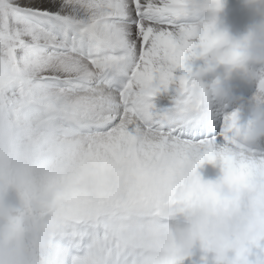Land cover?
Wrapping results in <instances>:
<instances>
[{
	"label": "clouds",
	"instance_id": "obj_1",
	"mask_svg": "<svg viewBox=\"0 0 264 264\" xmlns=\"http://www.w3.org/2000/svg\"><path fill=\"white\" fill-rule=\"evenodd\" d=\"M243 3L252 15L233 36L222 17L226 0H195L191 13L203 16L194 25L198 43L191 56L203 59V67L176 85L166 110L136 106L134 141L158 143L159 127L190 130L206 117L209 101L229 98L233 74L256 80L247 122L238 121L242 98L231 97L238 105L234 119L211 151L188 159L164 148L130 184L107 182L86 193L82 206L94 209L101 200L141 264H182L194 256L200 264H264V152L254 147L264 140V0ZM176 6L191 7L193 0H176ZM205 164L216 169L214 178L198 171ZM0 176L18 188L28 180L10 154L0 159ZM58 216H35L22 202L0 204V264H58Z\"/></svg>",
	"mask_w": 264,
	"mask_h": 264
},
{
	"label": "snow or ice",
	"instance_id": "obj_2",
	"mask_svg": "<svg viewBox=\"0 0 264 264\" xmlns=\"http://www.w3.org/2000/svg\"><path fill=\"white\" fill-rule=\"evenodd\" d=\"M193 6L176 0H0V116L46 137L118 145L135 135L136 106L185 85L197 46ZM176 90V87H175ZM234 113L225 117L226 124ZM175 129L162 147L195 159L215 138Z\"/></svg>",
	"mask_w": 264,
	"mask_h": 264
},
{
	"label": "rangeland",
	"instance_id": "obj_3",
	"mask_svg": "<svg viewBox=\"0 0 264 264\" xmlns=\"http://www.w3.org/2000/svg\"><path fill=\"white\" fill-rule=\"evenodd\" d=\"M199 15L201 18L203 13ZM251 15L249 7L230 15L226 10L222 13L233 36L243 31ZM187 16L192 17L193 13ZM192 22L190 24L194 25ZM187 65H203V59L189 57ZM252 69L259 70L258 66ZM157 106L155 99V110ZM68 138L63 135L48 138L43 132L30 130L15 113L0 116V159L10 154L23 165L28 175L22 188L0 176V204L22 202L26 211L40 217H51L59 212L56 238L61 249L57 251L58 264L69 248L80 243L83 244V255L75 256L68 264H122L130 259V252H133L129 237L105 214L101 200L95 201L94 209L85 208L82 204L88 199L86 193L94 187L107 182L130 184L137 179L141 174L131 166L138 160L133 156L130 159V153L120 151L117 145L91 144L86 138L85 144L78 146L80 142ZM83 146L85 149L81 150ZM163 149L162 146L156 148L159 152ZM156 156L151 155L153 159ZM88 259L92 260L91 263ZM182 264H200V261Z\"/></svg>",
	"mask_w": 264,
	"mask_h": 264
},
{
	"label": "bare ground",
	"instance_id": "obj_4",
	"mask_svg": "<svg viewBox=\"0 0 264 264\" xmlns=\"http://www.w3.org/2000/svg\"><path fill=\"white\" fill-rule=\"evenodd\" d=\"M240 4H243V0H228L226 1V4H225V7H229V8H234ZM186 18H183V21H185ZM196 43H198V40L197 41H194ZM189 57H192L191 55ZM190 62V61H188ZM186 66V65H185ZM171 85H169L168 87V90L167 91H161L160 93H158V95H161L163 94L164 92H170L171 91ZM254 96V95H253ZM252 96V97H253ZM252 97L246 101L244 104H243V107H242V112L245 113L247 115V117L245 118V123L247 122V118H248V109L251 105V102H252ZM154 101V97L152 98V102ZM170 102L171 99H170ZM167 108H165L166 110ZM200 125V122L198 124H196L194 127H192L190 130L194 131L196 130ZM160 128V127H159ZM135 134H136V130H135ZM135 136V135H134ZM165 136L164 134H161V133H158V143L156 144H144L142 146H138L135 141H134V137H132L129 141H127L126 143L130 144V145H134L132 147H130V149L127 151V149H124L123 151H126L128 153H130V159H131V156H133L137 161V164L131 166V167H135L138 172L140 174H143L149 164L153 161V158L151 157L152 154L154 155H158L160 152L156 150V148H158L159 146H162V137ZM72 140L77 141L79 143L78 146H82V144L84 145L85 144V139L86 137L83 138V136H77V137H69ZM68 138V139H69ZM76 142V144H77ZM222 142V140H217L215 141V144H220ZM104 144V143H103ZM263 144H264V140L260 141L257 143V145H255L254 147L255 148H261L263 147ZM106 145V144H105ZM110 147H116V146H110ZM117 147L120 149V147L117 145ZM81 150L82 149H85V146H83L82 148H80ZM120 151H122V149H120ZM186 157L188 159H193L191 158L189 155L185 154ZM30 161V160H29ZM135 163V162H134ZM131 164V161L130 163ZM34 168V167H33ZM39 168V167H38ZM42 168V167H41ZM207 168V169H206ZM40 169V168H39ZM38 169V170H39ZM204 169H206L205 173H203ZM113 170L115 171L116 169L113 168ZM198 171L201 173V175L205 178V179H208L209 176H210V171H212V173L215 175L216 174V169H214L211 165H208V164H205L203 165L200 169H198ZM38 172V171H37ZM41 172H43V170H41ZM129 172H127L128 174ZM203 173V174H202ZM132 174V172H131ZM35 175V174H34ZM31 187V186H30ZM62 189V188H61ZM67 242V241H66ZM63 243V242H62ZM67 244V243H66ZM78 244V243H77ZM65 245V244H64ZM69 245V244H67ZM68 247V246H66ZM65 250V249H64ZM61 252V251H60ZM67 252V251H66ZM91 254V252H90ZM92 255V254H91ZM58 256V255H57ZM59 258V257H58ZM186 260H190V261H196L198 260L197 257H192L191 259H186ZM91 259H88V262L91 263ZM109 262H112V261H109ZM60 263V262H59ZM113 264V263H111ZM122 264H141V258L139 257L137 251L134 249L133 252H130V259L124 261Z\"/></svg>",
	"mask_w": 264,
	"mask_h": 264
}]
</instances>
